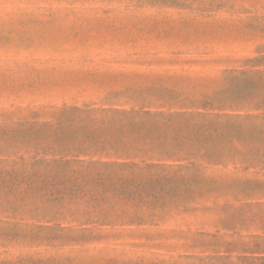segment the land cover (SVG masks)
I'll return each mask as SVG.
<instances>
[{"label":"trees","instance_id":"obj_1","mask_svg":"<svg viewBox=\"0 0 264 264\" xmlns=\"http://www.w3.org/2000/svg\"><path fill=\"white\" fill-rule=\"evenodd\" d=\"M182 79L7 126L6 137L37 143L29 158L0 160V211L42 217L51 246L212 213L195 231L160 235L183 243L176 260L90 264H264V54L214 89Z\"/></svg>","mask_w":264,"mask_h":264},{"label":"rangeland","instance_id":"obj_2","mask_svg":"<svg viewBox=\"0 0 264 264\" xmlns=\"http://www.w3.org/2000/svg\"><path fill=\"white\" fill-rule=\"evenodd\" d=\"M263 54L264 0H0V160L33 155L34 137L21 144L23 134L3 132L34 113L45 120L54 107L98 104L161 77L214 89L226 70ZM41 218L0 211V264L176 260L189 254L183 243L160 235L195 231L214 214L54 246Z\"/></svg>","mask_w":264,"mask_h":264}]
</instances>
